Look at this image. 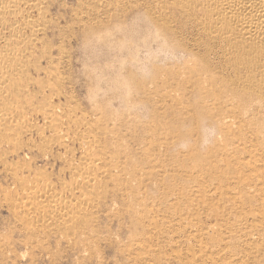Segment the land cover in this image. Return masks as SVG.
Masks as SVG:
<instances>
[{
	"label": "rangeland",
	"instance_id": "obj_1",
	"mask_svg": "<svg viewBox=\"0 0 264 264\" xmlns=\"http://www.w3.org/2000/svg\"><path fill=\"white\" fill-rule=\"evenodd\" d=\"M10 4L1 104L26 121L0 127V264H264V37L209 0Z\"/></svg>",
	"mask_w": 264,
	"mask_h": 264
},
{
	"label": "bare ground",
	"instance_id": "obj_2",
	"mask_svg": "<svg viewBox=\"0 0 264 264\" xmlns=\"http://www.w3.org/2000/svg\"><path fill=\"white\" fill-rule=\"evenodd\" d=\"M10 1L11 0H0V15L1 16L6 15V13L7 14L11 13V14H14V15L17 14V8L15 6L11 5ZM209 2H210V6H212V7H211V9L209 8L210 10L208 11V14H212V12L214 10H218L220 12L221 16H226V17L229 16V17H231V19L228 20V22L226 24L227 30L228 29L235 30L236 26H238V24H239V25H242L241 28H242V31H244V33L249 34V35H254V36L258 37V38L259 37H264V0H209ZM20 25H21V22L18 20L11 27V36L12 37L13 36L14 37H20V32H19V30H20L19 26ZM262 54L264 56V52H262ZM22 55H23V51L20 50L17 47L0 48V127L5 125L4 123L9 121V120H11V121L18 120V123L26 121V118L23 115H21V116L17 115L15 109H13L11 106H8L6 104H1V100L4 97V93L7 92L8 88H9V87L7 88V86L5 85L6 80H8L14 74L15 75H19V76L23 75V72H22L21 69L17 70L18 72L15 71V69H14L17 66H20V58L22 57ZM55 115H57L56 112L52 111L51 116L54 117ZM53 117H51V120H52ZM8 125L4 126V127H8ZM12 126H15V125L12 124ZM8 128L11 129L10 125H9ZM54 131H55V135H57V136L61 135L60 130H54ZM61 139H62V137H61ZM89 154H91V153H89ZM95 162L96 161H94L92 158L87 157V158H85V160H83L81 162L80 165H81V167H90V166H94L96 164ZM87 170H85V171H87ZM84 174L83 175H79V177L80 178L83 177V179L88 184L96 182L97 177L95 175H92V173L91 174H87V175H84ZM73 188H74V186H73ZM24 195H23V197H24ZM62 195H63V193H62ZM58 196H60V195H58ZM29 197H32L31 199L33 201H35V202L38 201L41 204H44V203L47 202L46 199H44V198L42 199L38 195H33V194H31V196H26L25 199H29ZM62 199H64V196H63ZM50 201L53 203L52 206L54 205L53 208H55L56 206H61L63 200H61L60 197H53V199L50 200ZM22 203H23L22 205H25V202H23V200H22ZM62 207H63V205H62ZM63 209H61V210H63ZM66 214L67 213L59 214V217L63 218V217H65Z\"/></svg>",
	"mask_w": 264,
	"mask_h": 264
},
{
	"label": "clouds",
	"instance_id": "obj_3",
	"mask_svg": "<svg viewBox=\"0 0 264 264\" xmlns=\"http://www.w3.org/2000/svg\"><path fill=\"white\" fill-rule=\"evenodd\" d=\"M159 33V37L161 39V42L165 46V56L164 58L166 60L172 61V62H183L187 59V53L184 52L183 49H181L179 46L175 45L174 43L168 42L167 38L164 36L162 31L159 29L156 30ZM204 137L202 141V147H206L213 137L216 136V130L214 128H204ZM188 145L187 143H181L179 145L180 149H187Z\"/></svg>",
	"mask_w": 264,
	"mask_h": 264
}]
</instances>
